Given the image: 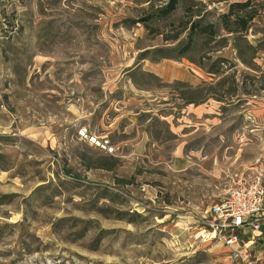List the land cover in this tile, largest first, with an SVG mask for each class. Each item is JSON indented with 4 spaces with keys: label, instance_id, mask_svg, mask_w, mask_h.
<instances>
[{
    "label": "rangeland",
    "instance_id": "rangeland-1",
    "mask_svg": "<svg viewBox=\"0 0 264 264\" xmlns=\"http://www.w3.org/2000/svg\"><path fill=\"white\" fill-rule=\"evenodd\" d=\"M247 1L0 0V264H264L201 233L264 155V0L228 12ZM194 24L216 34L185 49Z\"/></svg>",
    "mask_w": 264,
    "mask_h": 264
},
{
    "label": "built area",
    "instance_id": "built-area-1",
    "mask_svg": "<svg viewBox=\"0 0 264 264\" xmlns=\"http://www.w3.org/2000/svg\"><path fill=\"white\" fill-rule=\"evenodd\" d=\"M78 135L87 138L90 144L109 153L112 152V148L108 146L105 139L87 136L84 130L79 131ZM253 171L255 173L250 182H245L241 177L235 188L224 194L219 204L213 207L211 219L203 225L213 238L219 239L226 246H232L237 242V233L240 229L259 230L264 211V185L262 184L264 171L260 168ZM233 257L242 260L247 257V254L233 252Z\"/></svg>",
    "mask_w": 264,
    "mask_h": 264
},
{
    "label": "crops",
    "instance_id": "crops-1",
    "mask_svg": "<svg viewBox=\"0 0 264 264\" xmlns=\"http://www.w3.org/2000/svg\"><path fill=\"white\" fill-rule=\"evenodd\" d=\"M129 71H126V72L129 73ZM151 73H153L156 77H162L164 78V80L170 81V82L171 81L192 82L193 79L196 80L195 76H193L188 70H185V71L181 70L180 72H176L173 69H168L162 72L161 69L156 67L152 69ZM200 103H202V100L200 101ZM187 104H190V101ZM203 111H205V108L203 109ZM148 140H149V136L147 133H144V132L141 133L139 138L136 137L135 145L133 146V154L136 156L143 155L146 151ZM174 158L175 160L173 162V166L177 168L178 170H184L187 167V165H189L187 157L182 155L180 149L177 150V153L174 156ZM255 165L257 166L255 170L257 168H260L264 171V155L263 154L257 157ZM254 173H255L254 171L250 172L249 179L246 180L245 182H250L251 177ZM262 184L264 185V176L262 178ZM263 206H264V201H263ZM201 233L206 234L207 240L215 241L217 243L224 245V243L220 241L219 239L213 238L212 235H210L207 228L202 227ZM237 236H238V240L235 244H233L232 246L225 245L226 247L230 249L231 257L233 256V252L246 253L247 257L241 260V261H245V263H251V257L256 258L255 260L257 262L260 261L261 256H263L264 258V255H261V254H264V211L262 214V218L260 220L259 230L253 231L251 228H244L242 230L240 229L237 233ZM235 259L240 260L238 258H235Z\"/></svg>",
    "mask_w": 264,
    "mask_h": 264
},
{
    "label": "trees",
    "instance_id": "trees-1",
    "mask_svg": "<svg viewBox=\"0 0 264 264\" xmlns=\"http://www.w3.org/2000/svg\"><path fill=\"white\" fill-rule=\"evenodd\" d=\"M180 0H168V2L159 8L156 9L155 14H153L157 19L164 20L167 17H169L173 12L176 10V7L178 5ZM224 1H229V0H224ZM250 4V0L244 3H232L229 5L228 12L229 15L232 13V11L237 8L238 10H242L244 8H247ZM237 10V11H238ZM239 10V11H240ZM236 11V12H237ZM235 12V21L237 22L238 25H240V30H231L227 28V33H232V34H241L244 33L247 30V22H251L256 14L253 12H247L246 15L240 16V14H236ZM228 14L222 15L221 19L224 23L228 19ZM226 27V26H225ZM188 33L186 36V40L184 41V47L185 49H188L190 46L194 44V38L196 36H204V37H212L216 34L214 26L211 24H207L204 26H200L199 24H194L191 25L190 28H188ZM168 40V39H167ZM169 40H177V37L175 38H170Z\"/></svg>",
    "mask_w": 264,
    "mask_h": 264
}]
</instances>
